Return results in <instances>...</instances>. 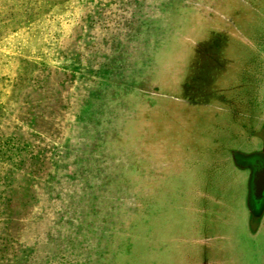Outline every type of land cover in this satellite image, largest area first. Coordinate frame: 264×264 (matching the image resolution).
<instances>
[{"label": "rangeland", "instance_id": "rangeland-1", "mask_svg": "<svg viewBox=\"0 0 264 264\" xmlns=\"http://www.w3.org/2000/svg\"><path fill=\"white\" fill-rule=\"evenodd\" d=\"M257 126L264 0H0V264H264Z\"/></svg>", "mask_w": 264, "mask_h": 264}, {"label": "flooded vegetation", "instance_id": "flooded-vegetation-1", "mask_svg": "<svg viewBox=\"0 0 264 264\" xmlns=\"http://www.w3.org/2000/svg\"><path fill=\"white\" fill-rule=\"evenodd\" d=\"M235 153V151L233 152ZM233 164L235 165V162H239L240 164H246L248 173V177L250 179L251 172L260 171L262 170V174L260 176H257L258 178V184L261 186L264 184V157L258 156L255 159L248 160V161H241L237 159L233 155ZM258 188H253L250 185V190L247 192L249 193V199H250V206H249V224L255 223L257 225V228H264V197L259 196L258 194ZM260 197V198H259ZM261 211V212H260ZM254 224V225H255ZM253 225V224H252Z\"/></svg>", "mask_w": 264, "mask_h": 264}, {"label": "crops", "instance_id": "crops-1", "mask_svg": "<svg viewBox=\"0 0 264 264\" xmlns=\"http://www.w3.org/2000/svg\"><path fill=\"white\" fill-rule=\"evenodd\" d=\"M258 129H252V131H258L260 133V137H261V142H262V147L261 149H253V150H250V151H237L234 153V156L241 160V161H248V160H252V159H255L257 158L258 156H262L264 157V129L263 127L259 128V126H257ZM234 168H239L241 170H244V171H247L245 170L247 168V165L246 164H240L239 162H235V165H234ZM250 190V184H249V179H248V188L246 190V202H247V206H248V209H249V206H250V199H249V193L247 194V192H249ZM250 212V210H248V213ZM261 212V211H260ZM255 228V230L257 229V225L255 224L253 226Z\"/></svg>", "mask_w": 264, "mask_h": 264}, {"label": "water", "instance_id": "water-1", "mask_svg": "<svg viewBox=\"0 0 264 264\" xmlns=\"http://www.w3.org/2000/svg\"><path fill=\"white\" fill-rule=\"evenodd\" d=\"M262 170L260 171H255L254 173L251 172V175H250V179H249V184L253 187V188H258V194L259 196L261 197H264V184H262L261 186L258 184V178L257 176H260L262 174L261 172ZM259 197V198H260Z\"/></svg>", "mask_w": 264, "mask_h": 264}]
</instances>
